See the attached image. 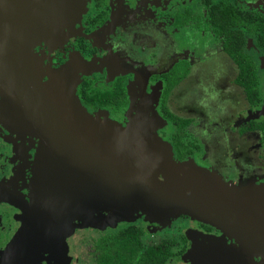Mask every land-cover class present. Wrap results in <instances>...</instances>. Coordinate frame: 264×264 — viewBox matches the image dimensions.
<instances>
[{
	"label": "flooded vegetation",
	"instance_id": "flooded-vegetation-1",
	"mask_svg": "<svg viewBox=\"0 0 264 264\" xmlns=\"http://www.w3.org/2000/svg\"><path fill=\"white\" fill-rule=\"evenodd\" d=\"M74 1L67 23L59 19L54 30L45 36H30V31L29 37L23 39V44L33 49L34 58L33 62L17 67L21 74L38 73L42 82L47 83L53 73L61 72L69 62H77V71L78 62L88 63L85 68L82 65L84 73L80 72L76 95L91 114H107L123 126L129 123V115L134 111L133 99H138L136 104L143 107L147 104L143 103L144 98L156 93L158 101L154 106L166 122L158 133L171 144L175 159L194 161L211 171L205 149L192 130L194 119L171 109L172 94L192 71L190 61L178 62L167 73L140 79L122 72L111 75L108 66L112 54L93 40L94 34L116 12L118 3L143 2L175 28H191L207 35L237 66L234 82L254 114L235 134L239 139L257 135L254 150L259 176L249 187H244L264 186V6L258 11L249 10L243 6V0ZM37 6L38 3L29 7ZM35 12L30 10L32 14ZM55 12L58 16V11ZM229 15L234 18L233 24L225 19ZM7 72L15 74L12 63ZM65 77L67 81L71 78L69 73ZM246 81L252 89L244 86ZM26 105L20 93L17 97L0 87V258L15 241L33 209L35 168L42 139L32 126ZM180 144H183L182 153L176 148ZM224 177L226 182L243 189L236 180L238 176ZM102 214L105 213L95 216ZM97 224L82 226L76 220L67 231L50 235L43 250L35 252L38 255L35 264H254L260 261L252 255L239 258L237 252L224 250L237 247L235 239L224 237L220 231L187 216L161 224L139 214L130 222L110 224L101 220ZM24 253L30 254L11 252L17 257Z\"/></svg>",
	"mask_w": 264,
	"mask_h": 264
},
{
	"label": "water",
	"instance_id": "water-1",
	"mask_svg": "<svg viewBox=\"0 0 264 264\" xmlns=\"http://www.w3.org/2000/svg\"><path fill=\"white\" fill-rule=\"evenodd\" d=\"M36 3V9L29 7ZM74 6V0H0V87L25 98L42 139L32 213L0 264H35V252L49 236L67 231L76 220L95 226L101 220L130 222L139 214L161 224L187 216L235 239L237 247L224 250L264 264V186L238 189L194 161H177L158 133L166 122L154 106L156 93L144 98L143 107L133 99L134 111L123 126L107 114H91L76 95L82 65L88 63L78 62L77 71V62H69L47 83L38 73L18 71L33 62V49L23 44L28 33L45 36L57 20H70ZM10 63L15 74L7 72ZM12 251L30 254L17 257Z\"/></svg>",
	"mask_w": 264,
	"mask_h": 264
},
{
	"label": "rangeland",
	"instance_id": "rangeland-1",
	"mask_svg": "<svg viewBox=\"0 0 264 264\" xmlns=\"http://www.w3.org/2000/svg\"><path fill=\"white\" fill-rule=\"evenodd\" d=\"M242 4L258 11L264 0H243ZM93 40L112 54L108 66L111 75L122 72L134 79L160 75L188 59L192 71L172 94V111L194 119L192 130L217 178L238 176L243 188L258 178L257 135L239 139L235 134L253 119L254 112L234 82L237 66L218 43L194 29L175 28L137 1L118 3Z\"/></svg>",
	"mask_w": 264,
	"mask_h": 264
},
{
	"label": "trees",
	"instance_id": "trees-1",
	"mask_svg": "<svg viewBox=\"0 0 264 264\" xmlns=\"http://www.w3.org/2000/svg\"><path fill=\"white\" fill-rule=\"evenodd\" d=\"M225 19H227V20L229 21L230 24H233L232 21H233L234 18H233L232 15H229V16H228L227 18H225ZM242 80H243V77L241 78V81H242ZM243 84H244V86H245L246 88H248V89H252L251 86H249L248 81L244 82ZM180 127H181V126H180ZM182 147H183V144H180V145H177V146H176V148L178 149V151L181 152V153H182ZM181 153H179V154H180L179 157H180V158H183L184 155L181 154Z\"/></svg>",
	"mask_w": 264,
	"mask_h": 264
}]
</instances>
